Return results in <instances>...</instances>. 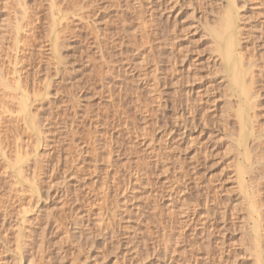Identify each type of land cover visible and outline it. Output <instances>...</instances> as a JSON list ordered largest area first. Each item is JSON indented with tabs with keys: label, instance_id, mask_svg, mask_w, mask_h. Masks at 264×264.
Masks as SVG:
<instances>
[{
	"label": "rangeland",
	"instance_id": "obj_1",
	"mask_svg": "<svg viewBox=\"0 0 264 264\" xmlns=\"http://www.w3.org/2000/svg\"><path fill=\"white\" fill-rule=\"evenodd\" d=\"M237 1L247 137L210 35L228 0H0V72L40 123L0 80V264H264V0Z\"/></svg>",
	"mask_w": 264,
	"mask_h": 264
},
{
	"label": "bare ground",
	"instance_id": "obj_2",
	"mask_svg": "<svg viewBox=\"0 0 264 264\" xmlns=\"http://www.w3.org/2000/svg\"><path fill=\"white\" fill-rule=\"evenodd\" d=\"M21 2H24V0H20ZM191 1V0H190ZM18 2H19V0H18ZM239 1H237V0H228V4H225V7H223L224 9L221 11L222 12V15L220 16L221 18H220V20H219V22L216 24V26L214 25H212L211 26V34L210 35H213L214 36V38H215V40H213V42H214V44H215V48L214 49H216L218 52H219V54H218V56L220 57V59H222V61H220L222 64V66L225 68V71H226V73H227V75H228V78H229V81H230V86L232 87V88H234L235 90H236V92L235 93H237L236 95L238 96L237 98H238V101H239V108H238V110H237V114H236V116H238L239 117V123L241 124V130L239 131V134L241 133L242 134V132H244L245 130H248L247 129V126L248 125H251V124H253L252 126H253V128H254V126H255V124L253 123L254 121L252 120V123H250L251 121H250V115H251V110L250 109H253L254 108V110L257 108L258 109V107L257 106H252V103L253 104H255L254 103V101L256 102V101H258V99H259V97H257V95H259V93H260V91H258V89L260 90V88H258V87H256V89H257V92H259L258 94H256L257 92L256 91H254L255 89H253V86H252V84L253 85H255L254 84V79H255V75H257V72H255V70L253 71V72H255L256 74L254 75V79H253V73H252V65L254 64H252V63H250V64H246V62H248V61H250V56L251 55H253V54H251L250 55V53L248 54V51L246 50V51H244L243 49H240V51H239V45H240V43H239V45H238V41H240V39H241V37L243 36V33H244V31H243V33H242V31L240 30V25L241 24H239V22H238V18H239V16H238V14H237V8H239L238 7V3ZM226 3H227V1H226ZM20 4V3H19ZM24 3H21V5L24 7V9H27V8H25L26 6H24L23 5ZM174 4V3H173ZM21 6V11H22V7ZM53 6H52V10H53ZM23 9V10H24ZM26 11V10H25ZM24 11V12H25ZM54 11H55V8H54ZM53 11V12H54ZM59 11H61L60 9H59ZM58 11V12H59ZM24 12H22L23 14H24ZM52 12V16L53 17H57V14H54ZM56 13V12H55ZM54 14V15H53ZM60 14V13H59ZM22 15V14H21ZM25 15H27V14H25ZM56 15V16H55ZM241 15V14H240ZM242 17H243V14L241 15ZM18 17V16H17ZM26 17V16H25ZM24 15H23V20H24ZM52 17V20L54 19ZM242 17H240V18H242ZM17 20H19L18 18H16ZM20 19H21V17H20ZM17 20H15V22H16V24H15V22H14V24H13V28L15 29L14 30V32L16 33V35H14V33H13V35L15 36H13L15 39H14V42H15V40L17 41L18 39L19 40H21L20 38H19V31L21 30V29H24V28H21V27H24L25 25H22L21 24V22H19V21H21V20H19L18 22H17ZM58 20V19H57ZM56 19L55 20H53V21H57ZM239 21H240V19H239ZM24 22V21H23ZM23 24H26V23H23ZM57 25V24H56ZM239 25V26H238ZM52 27V26H51ZM54 27V26H53ZM51 28L52 29V31H54L53 29L55 28ZM243 27V26H242ZM245 27V26H244ZM209 28V27H208ZM246 28V27H245ZM244 28V30H246ZM11 32L13 31V30H10ZM56 31V30H55ZM248 31V30H247ZM246 32V31H245ZM249 32V31H248ZM209 33V32H208ZM53 35V34H52ZM51 35V36H52ZM56 35H57V33H56ZM55 35V36H56ZM246 35H247V33H246ZM213 36H211V37H213ZM244 37V36H243ZM55 38V37H54ZM245 38V37H244ZM244 38H242V39H244ZM56 39V40H55ZM55 39H53V40H55L54 41V43L56 42L57 43V40H58V37H56ZM51 40H52V37H51ZM52 40V41H53ZM59 41V40H58ZM242 41V40H241ZM240 41V42H241ZM20 42V41H19ZM216 42V43H215ZM53 43V42H52ZM242 43V42H241ZM19 44V43H18ZM244 44V43H243ZM57 45V44H56ZM16 46V45H15ZM59 46V45H58ZM241 46H242V44H241ZM240 46V47H241ZM17 47V46H16ZM53 48V47H52ZM57 47H55L54 46V51H56L57 49H56ZM242 48V47H241ZM246 48V47H245ZM244 48V49H245ZM241 50H243L242 52H241ZM58 51V50H57ZM242 54H241V53ZM245 52H247V54H248V56H246V55H244V53ZM58 53V52H57ZM243 56H245V58L247 57L248 59H246V60H244V57ZM255 57L253 56L252 58H251V60H253ZM246 61V62H245ZM254 61H256V60H254ZM176 62V61H175ZM254 65H256V63L254 64ZM253 65V68H255V67H257V65L256 66H254ZM222 67V68H223ZM259 67V66H258ZM221 68V69H222ZM176 70V69H175ZM223 70V72H224V69H222ZM259 69H258V73H259ZM251 72V73H250ZM261 72V71H260ZM1 73V72H0ZM225 74V73H224ZM249 74H250V76H249ZM252 74V75H251ZM260 75H261V73H259V77H260ZM0 76H2V79H0V80H2L1 81V83H2V85L4 86V88H7V90L8 89H10V91H12V90H14V91H19V90H21L22 92L19 94L18 92L16 93V94H19L18 95V98L17 97H15L16 99H18V111H20L19 113H21L22 115H23V117L25 118V123H27L28 125H29V129H30V127H36L38 124H40V123H38V120H39V118L37 117V123H36V120H35V118H33L34 116H32L31 114H32V111H31V113H30V110L31 109H29V100H28V96H29V94H28V96L26 95V93H25V91H26V89H23L24 87H23V85H21L22 83H20V81H18V80H14V83L15 84H13V81H12V83H11V79H10V81H9V79L7 78V77H3V75H2V73H1V75ZM247 76H248V78L250 77L251 78V80L249 81V79L247 78ZM225 77H227V76H225ZM258 77V78H259ZM6 78V79H5ZM21 78V77H20ZM8 79V80H7ZM15 79V78H14ZM16 79H17V77H16ZM256 79H257V77H256ZM157 80V79H156ZM227 80V79H226ZM22 81V80H21ZM228 82V81H227ZM255 82H256V80H255ZM258 82V81H257ZM256 82V83H257ZM257 85V84H256ZM228 86V85H227ZM254 87V88H255ZM252 89H253V91H252ZM228 90H229V86H228ZM13 91V92H14ZM9 92V91H8ZM27 92V91H26ZM230 92V94L233 96V94H234V90H233V92H231V91H229ZM256 92V93H255ZM15 94V95H16ZM229 94V95H230ZM256 95V96H255ZM17 96V95H16ZM235 98H236V96H235ZM253 98H258L257 100L255 99H253ZM253 99V100H252ZM260 100V99H259ZM237 101V102H238ZM253 101V102H252ZM17 102V101H16ZM232 102V101H231ZM237 102L235 103V106H236V104H237ZM257 103L258 102H256V104L255 105H257ZM259 104V103H258ZM238 105V104H237ZM231 107V106H230ZM237 109V107H235V110ZM250 110V111H249ZM253 112H256V111H253ZM257 113V112H256ZM20 114V115H21ZM33 115H35L34 113H33ZM254 115V114H253ZM252 115V117L254 118V117H257L259 114H256V116H253ZM22 117V120L24 119ZM36 117V116H35ZM251 117V118H252ZM26 124V125H27ZM37 124V125H36ZM27 125V126H28ZM41 126V125H40ZM249 127V126H248ZM256 127H258V126H256ZM255 127V128H256ZM41 128V127H40ZM39 128V126H38V128L37 129H40ZM253 128H251V130H253ZM31 130V129H30ZM255 130V129H254ZM256 130H258V129H256ZM255 130V131H256ZM32 131H35V130H32ZM42 131V130H41ZM36 132V131H35ZM247 132V133H246ZM250 132V131H249ZM257 132V131H256ZM255 132V133H256ZM260 132V131H259ZM38 133V132H37ZM36 133V134H37ZM39 133H40V131H39ZM252 133H253V135H252V137H258V136H254V132L252 131ZM42 134V133H41ZM238 134V135H239ZM246 136L245 137H247V134H248V131H245V133H244ZM261 134V133H260ZM250 135V134H249ZM248 135V136H249ZM240 136V135H239ZM244 137V136H243ZM244 137V138H245ZM40 138V137H39ZM240 138V137H239ZM242 138V137H241ZM240 138V139H241ZM244 138H242L241 139V141H242V145H243V141H245L244 140ZM249 138V137H248ZM246 139V138H245ZM240 141V140H239ZM0 145H2L1 143H0ZM245 145H246V143H245ZM2 147V146H1ZM246 147V146H245ZM249 149H247L246 150V153H247V151H248ZM1 151V150H0ZM3 153H4V151H2ZM2 153V154H3ZM17 154H16V158H14V161H13V159L11 158V157H8L9 155L6 153V151H5V153L3 154V155H5V154H7L8 156H6L7 158V160H10L9 158H11V162H12V164H13V167H16V169H18L19 170V173L21 174V168L23 167L22 166V162L24 161L23 160V156H21L20 155V153L19 152H16ZM22 154V153H21ZM23 155V154H22ZM244 156V155H243ZM247 157L249 156V153H248V155H246ZM252 157V156H251ZM6 160V161H7ZM248 161H249V157H248V159H247ZM256 161H259V160H256ZM7 162H9V161H7ZM37 162V161H36ZM252 162V161H251ZM251 162H249V163H251ZM24 163V162H23ZM253 163V162H252ZM9 164V163H8ZM11 164V165H12ZM257 164V163H256ZM259 165H260V162H259ZM259 165L257 164V166L259 167ZM22 166V167H21ZM250 166H251V164H250ZM252 166H254V164H252ZM251 166V167H252ZM257 166H254V168L252 167L251 169L253 170V169H255ZM261 168L262 167H259L258 168V171H259V174H260V171L262 172V170H261ZM264 168V167H263ZM15 169V168H14ZM245 168H240V174H244V172H245V170H244ZM248 170H249V167H248ZM252 170H249L250 172L252 171ZM24 171V170H23ZM247 171V170H246ZM248 171V172H249ZM256 171H257V169H256ZM257 171V172H258ZM249 172V176L251 177V173H254L255 171L253 170L251 173ZM19 174V175H20ZM24 174V173H23ZM22 174V177L25 175H23ZM237 174H238V171H237ZM239 175V174H238ZM245 175V174H244ZM252 176H254V175H252ZM242 177H244V176H242ZM255 177V176H254ZM27 178V177H26ZM251 178H253V177H251ZM31 179V178H30ZM243 179H245V183H241V188H243L242 190H241V192L243 191L244 193H245V195H243L244 196V199H247L248 200V206H249V216H250V219H252V221H253V223H251L250 224V226L252 227V231H253V234H255L254 236H256V238L253 236V238H255L257 241H258V236H259V233H261V231H260V226H261V224L259 223V220L260 219H258V217H257V215L259 214V211H258V205H257V203H255L256 201L254 200H252L253 199V196L251 195L252 193H253V191L252 192H249V188L247 189V188H245V185L244 184H246V178H243ZM29 181V180H28ZM251 181V180H250ZM240 182V181H239ZM32 183V182H31ZM248 187H249V185H248ZM243 192H242V194H243ZM254 194V193H253ZM251 196H252V198H251ZM246 197V198H245ZM251 230V229H250ZM260 231V232H259ZM251 233V232H250ZM255 239H253V240H255ZM256 242L254 241V244H255ZM259 243V242H258ZM257 246V253L255 254L254 253V257H255V255L257 256L256 257V259L258 258V262L257 263H259V264H262V257H260V255L262 254H260V252H261V250H260V252H259V249H261V248H259V246H260V243L259 244H257V245H255L254 247H256ZM253 247V249L255 250V248Z\"/></svg>",
	"mask_w": 264,
	"mask_h": 264
}]
</instances>
